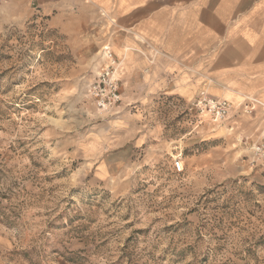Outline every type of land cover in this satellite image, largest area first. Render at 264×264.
I'll return each instance as SVG.
<instances>
[{
	"label": "rangeland",
	"instance_id": "obj_1",
	"mask_svg": "<svg viewBox=\"0 0 264 264\" xmlns=\"http://www.w3.org/2000/svg\"><path fill=\"white\" fill-rule=\"evenodd\" d=\"M57 15L0 2V264H264L257 104L213 124L197 106L213 97L155 89L149 51L96 9ZM104 47L108 111L88 93Z\"/></svg>",
	"mask_w": 264,
	"mask_h": 264
},
{
	"label": "crops",
	"instance_id": "obj_2",
	"mask_svg": "<svg viewBox=\"0 0 264 264\" xmlns=\"http://www.w3.org/2000/svg\"><path fill=\"white\" fill-rule=\"evenodd\" d=\"M34 1L56 19L78 6L96 9L111 21L118 46L149 51L139 68L151 70L155 89L186 98L205 93L233 107L257 104L264 113V0Z\"/></svg>",
	"mask_w": 264,
	"mask_h": 264
},
{
	"label": "built area",
	"instance_id": "obj_3",
	"mask_svg": "<svg viewBox=\"0 0 264 264\" xmlns=\"http://www.w3.org/2000/svg\"><path fill=\"white\" fill-rule=\"evenodd\" d=\"M5 1L0 0V2ZM103 54L106 64L101 68L96 80L89 86L88 93L98 110L108 111L118 108L121 103L119 79L115 78L119 64L109 48L105 47ZM197 106L208 115L213 124H221L226 121L232 110V106L226 100L217 98L204 97ZM248 109L249 107L244 108L245 112L250 113L253 108ZM253 154L258 159H264V144L254 146ZM173 169L176 172H182V162L175 161Z\"/></svg>",
	"mask_w": 264,
	"mask_h": 264
}]
</instances>
